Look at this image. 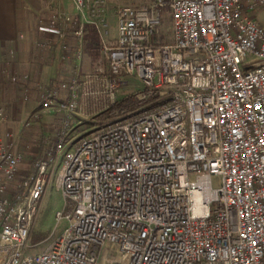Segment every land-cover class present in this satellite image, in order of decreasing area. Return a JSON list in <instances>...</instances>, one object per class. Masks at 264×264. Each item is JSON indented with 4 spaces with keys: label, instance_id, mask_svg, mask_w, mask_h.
I'll list each match as a JSON object with an SVG mask.
<instances>
[{
    "label": "built area",
    "instance_id": "2783aa9c",
    "mask_svg": "<svg viewBox=\"0 0 264 264\" xmlns=\"http://www.w3.org/2000/svg\"><path fill=\"white\" fill-rule=\"evenodd\" d=\"M72 1L74 12L41 18L40 39L29 40L40 50L51 38L68 40L59 80L69 95L37 87L38 109L24 128L50 110L63 118L53 154L34 161L27 194L9 191L25 155L21 133H1L10 116L0 102V264H264V0L119 6L114 40L107 0ZM89 26L101 44L87 73ZM129 76L144 84L138 109L73 141L82 99L112 98ZM6 77L22 102L31 99L30 75ZM56 173L66 202L56 218L67 228L29 253Z\"/></svg>",
    "mask_w": 264,
    "mask_h": 264
},
{
    "label": "crops",
    "instance_id": "0c3cea01",
    "mask_svg": "<svg viewBox=\"0 0 264 264\" xmlns=\"http://www.w3.org/2000/svg\"><path fill=\"white\" fill-rule=\"evenodd\" d=\"M55 5L53 4V6ZM63 5L65 6L64 11L61 7L60 11L53 7L56 12L52 16L74 12L72 0L69 4L63 3ZM47 7L49 4H44V0H0V87L2 89L0 102L7 105L11 117V121L1 128V133L4 134L8 131L21 133L22 140L26 143H21L19 149L25 153L45 154L49 151V144L46 143L49 137L58 134L60 131V112L53 110L34 119L32 127L24 128V121L38 109V85L44 84L52 90L55 89L59 99H66L69 95L67 83L59 80V76L61 77L63 72L61 64L62 47L68 40L51 38V48L45 50L38 49L37 44L29 41L38 34L37 26L41 18L36 15L37 12H42ZM22 33H27L29 38L21 39ZM37 38L40 39V36ZM85 54L86 62L87 57L89 59L92 56L86 49ZM36 59L42 61L38 62ZM8 63L10 64L9 67ZM88 63L91 68L92 64ZM9 71L31 76L29 82L31 99L29 101L22 102L20 100L22 91L18 85L7 79L6 73ZM54 123L56 125H53ZM30 141L35 142L37 146L28 145L27 142Z\"/></svg>",
    "mask_w": 264,
    "mask_h": 264
},
{
    "label": "rangeland",
    "instance_id": "374dc122",
    "mask_svg": "<svg viewBox=\"0 0 264 264\" xmlns=\"http://www.w3.org/2000/svg\"><path fill=\"white\" fill-rule=\"evenodd\" d=\"M61 1L63 3L69 4L71 0H44V4H49V7L45 8L42 12L38 11L36 15L39 16V18H49V16H52L53 13L56 12L53 7L58 9L57 11H60L61 7V9L64 11L65 6L63 5V3H60ZM149 1L150 0H107L111 12V16L109 18L110 39L114 40L118 36V19L115 16L116 8H118L119 6H139ZM53 4L56 5L53 6ZM166 23L168 29L171 28V19L169 12H166ZM91 59L93 62V58L89 57L88 59L87 57L88 62L92 64ZM87 60L85 62V68L87 69V73H89L92 70L90 69ZM126 82L127 85L119 88L115 92L114 97L112 98L109 94L106 93L100 94V96L96 95L94 97H84L82 99V107L76 111L70 123V138L73 141L80 139L85 134L99 127H88V124L90 122H96L98 116H101V114H103L108 108L118 102L119 99L127 95L135 94L139 89L143 88L144 86L143 82L139 80L137 76H129ZM62 118L63 114L60 113V130ZM27 120L24 121V124ZM53 125H56V123H54ZM54 129L56 128L54 127ZM56 135L57 134H53V136H50L48 141L46 142L47 145L49 144V153L52 152V147L54 146L53 144L55 143L57 138ZM21 143L26 142L24 140H21ZM27 143L30 146L36 145V143L32 141ZM21 151L24 152L23 150ZM24 155L25 161L21 165L22 172L20 176L16 180H14L12 185L10 186L9 191L11 194L12 192L17 191L18 189H21L27 194L28 189L35 184L37 176V170L34 169V161L39 157L47 156L48 153L45 152V154H36L31 152H24ZM56 175L57 173L54 174L51 181L48 183L46 194L43 200L39 203V213L31 229V237L29 241V245L31 246V248L29 249V253L44 252L47 249L48 245L51 243V241L57 238L67 228L68 222L65 219H62L60 222H58L56 218V213L59 211H64L66 205L63 196L56 190Z\"/></svg>",
    "mask_w": 264,
    "mask_h": 264
},
{
    "label": "trees",
    "instance_id": "16d2710c",
    "mask_svg": "<svg viewBox=\"0 0 264 264\" xmlns=\"http://www.w3.org/2000/svg\"><path fill=\"white\" fill-rule=\"evenodd\" d=\"M86 51L92 56L94 62L98 60L100 50V37L98 32L91 26L87 28L86 32ZM139 104L134 99V94L127 95L118 100L110 108H108L101 116H98L96 122H90L88 127L105 125L114 121L119 116H124L128 112L138 109ZM126 111V112H125Z\"/></svg>",
    "mask_w": 264,
    "mask_h": 264
}]
</instances>
